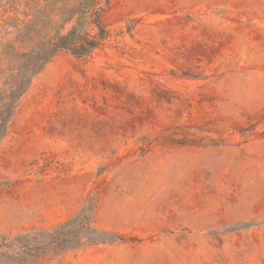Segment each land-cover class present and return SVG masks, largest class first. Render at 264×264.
<instances>
[{"label":"rangeland","instance_id":"374dc122","mask_svg":"<svg viewBox=\"0 0 264 264\" xmlns=\"http://www.w3.org/2000/svg\"><path fill=\"white\" fill-rule=\"evenodd\" d=\"M110 3L104 52L58 55L11 121L0 235L99 193L97 226L138 241L46 264H264V0Z\"/></svg>","mask_w":264,"mask_h":264},{"label":"trees","instance_id":"16d2710c","mask_svg":"<svg viewBox=\"0 0 264 264\" xmlns=\"http://www.w3.org/2000/svg\"><path fill=\"white\" fill-rule=\"evenodd\" d=\"M110 6V0H0V147L22 99L58 55L91 60L108 47L115 37L105 22ZM98 203L94 193L69 221L1 234L0 264L62 263L93 246L138 241L100 229Z\"/></svg>","mask_w":264,"mask_h":264}]
</instances>
